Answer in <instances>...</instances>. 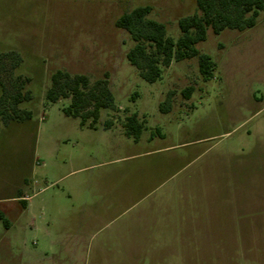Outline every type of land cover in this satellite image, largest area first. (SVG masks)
Listing matches in <instances>:
<instances>
[{
    "label": "rangeland",
    "instance_id": "374dc122",
    "mask_svg": "<svg viewBox=\"0 0 264 264\" xmlns=\"http://www.w3.org/2000/svg\"><path fill=\"white\" fill-rule=\"evenodd\" d=\"M195 1L0 0V96L27 97L17 108L30 111L27 120L0 121V196L23 178L30 196L29 209L0 204L9 226L0 220V264H264V12L244 31H207L196 45L215 62L206 81L196 58L172 61L161 79L144 81L126 59L133 42L115 26L122 13L149 5L148 16L176 38L177 20ZM57 70L106 82L114 108L100 110L91 138L66 116L69 98L46 100ZM133 113L143 125L136 142L122 133ZM107 122L116 127L104 134ZM56 140L61 153L90 158L57 173L49 155ZM167 146L174 175L163 186L114 219L59 227L86 217L70 205L91 201L89 191L115 166L136 174L143 160L127 156Z\"/></svg>",
    "mask_w": 264,
    "mask_h": 264
},
{
    "label": "trees",
    "instance_id": "16d2710c",
    "mask_svg": "<svg viewBox=\"0 0 264 264\" xmlns=\"http://www.w3.org/2000/svg\"><path fill=\"white\" fill-rule=\"evenodd\" d=\"M150 11L149 5H140L122 13L115 20V26L125 30L133 42L126 52V59L138 71L139 77L153 83L161 79L163 68L172 61L196 58L198 71L206 81L212 77L215 62L210 55L199 51L196 45L206 40L208 30L219 34L225 29L244 31L252 28L259 13L264 12V0H196L195 10L177 20L179 34L176 38L167 34L164 23L148 16ZM190 91L191 87H186L182 93L188 98ZM26 98L15 94L7 101L4 96H0V121L4 125L29 119L30 111L17 108V104ZM45 98L49 102L69 98L64 112L78 117L81 125L88 119L90 125L95 123L101 109L114 108V99L105 81L97 80L90 84L86 75H70L61 70L51 75ZM170 108L168 96L159 104V109L167 112ZM123 126L125 134L133 135L135 140L143 129L136 113L127 116ZM0 220L7 228L8 221L1 210Z\"/></svg>",
    "mask_w": 264,
    "mask_h": 264
},
{
    "label": "crops",
    "instance_id": "0c3cea01",
    "mask_svg": "<svg viewBox=\"0 0 264 264\" xmlns=\"http://www.w3.org/2000/svg\"><path fill=\"white\" fill-rule=\"evenodd\" d=\"M66 116L73 117L70 115ZM73 118L78 119L79 121L78 130L82 138L87 136L91 138L97 134V121L90 125V119H88L83 125H81L80 119L78 117ZM102 127L104 130L103 133L105 134L110 132V130L116 126L111 122H108V124H105L104 126L102 125ZM122 133L124 136H126L125 132L122 131ZM151 138L152 136L149 135L147 140H150ZM59 141L56 140L55 143L50 147L49 151V155L53 159L50 163H52V166L57 173L60 172V169L66 164L73 165L75 160L79 161L84 158H90L88 154L82 153L81 151L76 155H73L72 153L67 154L66 152L61 153ZM136 141L137 140H135V142ZM86 142L88 143L89 140H86ZM168 148H170V146L147 150L145 152H139L127 156L126 158L143 160V166L135 169L136 174L133 176L122 175V173L118 174L116 170L117 167L115 166L112 172L108 174V177H105L106 183L100 184L99 187L93 191H89V194L92 196L91 201L80 202L76 205V207H74L73 204L70 205L71 208L69 211L84 213L86 217H82L81 219L78 218L77 221L61 219L59 227L68 228L69 226L74 225L82 226L86 220L99 222L100 220H104L106 218L109 220L114 219L116 215H119L118 213H122L128 207L135 205L144 196L151 194L154 190L163 186V184L174 175L171 172V158L164 155L166 149ZM154 155L155 157H153ZM118 159L122 160L123 157ZM118 159L100 162L95 165L116 164L115 161ZM174 160L176 161L177 158L175 157ZM36 161L39 163V165L44 167V164L41 161ZM88 167L91 166L73 169L69 173L80 171ZM130 170L132 171V169ZM66 175L67 174L59 176L57 180L62 179ZM27 186L28 184L25 182V178L21 179L17 184L16 190L13 194L8 196H0V204L6 202H17L19 204L21 203L20 206L23 210L29 209L30 205L28 202L30 196H27L25 194L26 192L23 191V189H25ZM66 196L71 197V192L69 190L66 191ZM123 203L125 206H123ZM7 228H9V226ZM60 233L62 234V232ZM34 254L36 255L37 251H35ZM38 257L41 258L43 256L39 255Z\"/></svg>",
    "mask_w": 264,
    "mask_h": 264
},
{
    "label": "built area",
    "instance_id": "2783aa9c",
    "mask_svg": "<svg viewBox=\"0 0 264 264\" xmlns=\"http://www.w3.org/2000/svg\"><path fill=\"white\" fill-rule=\"evenodd\" d=\"M37 164H39L37 161H36Z\"/></svg>",
    "mask_w": 264,
    "mask_h": 264
}]
</instances>
